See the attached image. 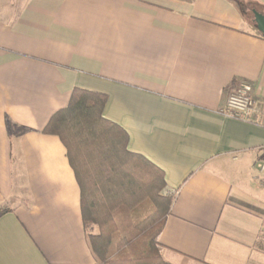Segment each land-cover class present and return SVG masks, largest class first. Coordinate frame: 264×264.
<instances>
[{
    "label": "crops",
    "instance_id": "1",
    "mask_svg": "<svg viewBox=\"0 0 264 264\" xmlns=\"http://www.w3.org/2000/svg\"><path fill=\"white\" fill-rule=\"evenodd\" d=\"M246 6L264 15V0H0V264H95L66 150L43 133L75 88L107 96L128 151L177 191L164 262L264 264V129L222 115L243 82L264 108Z\"/></svg>",
    "mask_w": 264,
    "mask_h": 264
},
{
    "label": "trees",
    "instance_id": "2",
    "mask_svg": "<svg viewBox=\"0 0 264 264\" xmlns=\"http://www.w3.org/2000/svg\"><path fill=\"white\" fill-rule=\"evenodd\" d=\"M106 103V95L75 88L43 133L66 150L95 264H168L157 242L173 203L164 174L128 151L127 133L103 117ZM143 207L148 213L137 217ZM8 212L0 206V218Z\"/></svg>",
    "mask_w": 264,
    "mask_h": 264
},
{
    "label": "built area",
    "instance_id": "3",
    "mask_svg": "<svg viewBox=\"0 0 264 264\" xmlns=\"http://www.w3.org/2000/svg\"><path fill=\"white\" fill-rule=\"evenodd\" d=\"M222 115L232 120L255 124L264 129V108H258L253 97V89L246 82L239 84L236 90L228 95ZM256 170L264 184V162L258 163ZM169 194L174 199L177 191L170 190Z\"/></svg>",
    "mask_w": 264,
    "mask_h": 264
},
{
    "label": "water",
    "instance_id": "4",
    "mask_svg": "<svg viewBox=\"0 0 264 264\" xmlns=\"http://www.w3.org/2000/svg\"><path fill=\"white\" fill-rule=\"evenodd\" d=\"M254 17V24L258 30V32L264 37V15L258 13L257 11H252Z\"/></svg>",
    "mask_w": 264,
    "mask_h": 264
},
{
    "label": "rangeland",
    "instance_id": "5",
    "mask_svg": "<svg viewBox=\"0 0 264 264\" xmlns=\"http://www.w3.org/2000/svg\"><path fill=\"white\" fill-rule=\"evenodd\" d=\"M242 7L244 8V6H242ZM244 10H245L246 16L248 17V20L250 22H252L253 21V15L251 14L252 8L250 6H246ZM148 211H149V208H147V207H143V208L139 209L137 211V217H142V216L146 215L148 213Z\"/></svg>",
    "mask_w": 264,
    "mask_h": 264
}]
</instances>
